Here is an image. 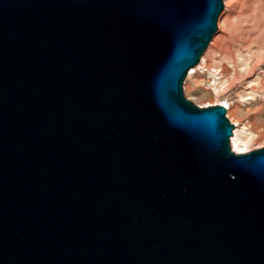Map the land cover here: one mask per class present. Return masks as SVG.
I'll list each match as a JSON object with an SVG mask.
<instances>
[{"label":"water","instance_id":"water-1","mask_svg":"<svg viewBox=\"0 0 264 264\" xmlns=\"http://www.w3.org/2000/svg\"><path fill=\"white\" fill-rule=\"evenodd\" d=\"M224 0H0V264H264V148L183 84Z\"/></svg>","mask_w":264,"mask_h":264},{"label":"rangeland","instance_id":"rangeland-1","mask_svg":"<svg viewBox=\"0 0 264 264\" xmlns=\"http://www.w3.org/2000/svg\"><path fill=\"white\" fill-rule=\"evenodd\" d=\"M202 67L187 75L184 95L200 107L226 102L231 124L249 132L248 149L264 148V0H224ZM201 58V60H202ZM201 63V62H200ZM235 130V129H234ZM251 134V135H250Z\"/></svg>","mask_w":264,"mask_h":264},{"label":"bare ground","instance_id":"bare-ground-1","mask_svg":"<svg viewBox=\"0 0 264 264\" xmlns=\"http://www.w3.org/2000/svg\"><path fill=\"white\" fill-rule=\"evenodd\" d=\"M204 62V57L201 60V63L199 64L198 67L193 68L190 72H189V76H191L192 74H195L199 68L202 67V64ZM193 76V75H192ZM222 105H224L226 108H228L229 110H231V105L229 106L226 102H221ZM251 135V134H250ZM248 140H249V132H247L245 127H242L240 129L239 125L237 124V122L235 123V130H234V135L231 139V145H232V149L235 153H247L250 150L248 149Z\"/></svg>","mask_w":264,"mask_h":264}]
</instances>
